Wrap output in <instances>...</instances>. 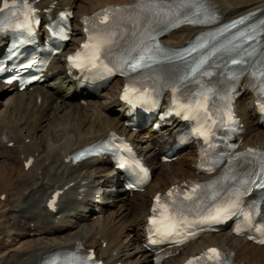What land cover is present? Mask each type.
Instances as JSON below:
<instances>
[{"label": "bare ground", "instance_id": "6f19581e", "mask_svg": "<svg viewBox=\"0 0 264 264\" xmlns=\"http://www.w3.org/2000/svg\"><path fill=\"white\" fill-rule=\"evenodd\" d=\"M105 2L108 1L41 0L40 5L43 9L54 5L74 10L77 32L71 43L74 48L79 44L81 17ZM210 2L223 22L252 12L264 17V0ZM109 28L122 33L123 28L133 30V25L124 20L110 24ZM201 31L204 29L182 27L164 43L184 46ZM51 70L59 74L33 90L18 92L0 84V98L7 97L5 104L0 100V105L5 107L0 115V204L9 202L0 214V235L11 242L8 246L0 244V264H43L53 252L73 248L77 243L95 248L108 264H154L153 255L144 248L151 198L196 176L195 147L191 146L177 161L164 163L162 156L182 125L160 133L150 131L144 139L134 136L137 150L154 172L148 190L134 195L123 188L120 174L112 170L110 158H94L78 165L68 162L72 151L112 131L129 133L124 125V110L118 106L122 83L117 81L106 93L91 95L84 102L73 93L75 82L66 76L60 57ZM239 111L246 128L242 148L264 147V130L256 122L252 95L245 94L240 99ZM63 117L65 126L56 122ZM129 136L133 137L130 133ZM11 143H14L12 147ZM30 159H34V164L28 169L26 163ZM58 190L64 194L55 212L49 201ZM98 207L104 212L101 217L96 213ZM126 238H130L128 242ZM17 244H21L22 250H12ZM217 245L235 251L239 264H264V247L235 238L231 231L205 236L164 264H182L202 248Z\"/></svg>", "mask_w": 264, "mask_h": 264}, {"label": "snow or ice", "instance_id": "6c2138e0", "mask_svg": "<svg viewBox=\"0 0 264 264\" xmlns=\"http://www.w3.org/2000/svg\"><path fill=\"white\" fill-rule=\"evenodd\" d=\"M15 4L16 0H12L11 7L14 8ZM9 8V0H3V8L0 11ZM23 8L29 9L28 0H23ZM29 10L31 11V9ZM11 14L14 15L15 13ZM110 14L114 15L116 20L131 21L133 25V38L127 42L126 46H122L117 52L114 48L117 43L115 39L117 33L110 31L108 28H103L90 35L89 43L83 45V48L86 50L84 53L78 52L75 56L67 57V59L77 68L102 70L97 73L101 78L105 75H111L115 71L129 76V83L132 87H126L123 95V98L129 100V103L133 102L132 99H129L130 93L135 94V99L146 98L148 88L144 87L141 91L140 88L135 86L145 77L153 79L155 83L161 84L163 87L171 88L174 92L178 91L190 78L196 77L197 73L210 77L212 72L208 69L213 67L215 62L209 65L208 68H205V65L217 53L227 56V62H230L232 65H245L248 62L246 57H252L257 52L262 42L261 37H264V21H260L258 24L251 25L247 29L233 34L222 42H217L219 37L231 32L232 29L237 28L239 25L245 24V18H241L239 21L226 25L218 32L198 37L187 49L177 51L161 47L158 36L164 31L179 27L181 24L195 26L216 22L218 17L214 5L211 4L210 0H173L172 3H164L163 0H140L139 3L130 8L106 9L99 22L101 24H108ZM27 19L28 17L25 15V23ZM61 39H67V37L62 36ZM194 52H200L199 57H193L189 60L188 57ZM180 61L184 62V71L175 78L165 80L161 76L164 66L173 65ZM260 71L261 75H264V62H261ZM201 87L204 90L195 94L200 99L189 100L186 104H181L178 107H200L204 110L206 118L211 120L212 117L208 112L206 102L212 89L204 88L203 85ZM177 114H180L179 111ZM184 119H188V117L185 115ZM212 123L215 124L216 121L213 120ZM236 123L237 121L232 117L230 109L220 119V126L226 128L227 133L236 131L234 127H230V125H235ZM194 131L206 143H209L210 147H216V144L210 141V137L215 135L211 127L201 126L194 129ZM220 139L227 140L230 139V136L226 134L220 137ZM106 147V145L102 146V149ZM226 147L234 148L235 145L227 144ZM254 153L255 150L249 149L247 153L239 154V156L246 157L254 155ZM235 158L233 157V159ZM119 167H128L132 171H136L138 168L139 172L137 175L139 176L140 173H143L140 181L144 182L147 179V170L139 162H135V168L128 165L126 161L121 162ZM208 170L211 171L212 169L209 168ZM239 184L243 188V191L236 189L231 193L230 198H222L217 201L207 209V215H202L197 211L199 219L189 220L185 215L184 205L181 203L174 209L175 215L169 214L166 219L159 222L153 218L152 223L157 225L155 230L165 235L174 234L179 236L183 234L184 229L190 228L194 224L203 223L208 220L217 221L223 218L225 214H239L244 217L245 222L251 224L254 217L259 215V209L255 202L248 209H244L241 196L250 194L254 188L264 189V153L254 155L253 169L246 173L243 178L239 179ZM198 189H203V191L197 194ZM171 195L172 193L170 192L169 196ZM218 195L219 190L214 189L212 185L201 186L196 184L192 185L191 194H185L184 198L195 203L196 201H201L202 196L216 201ZM260 199L264 200V197ZM156 200L159 202L160 198L156 197ZM189 210L191 211L192 209ZM237 231L239 232L240 229L238 228ZM192 234L195 235V233ZM259 242L264 243V240H260ZM205 255L209 260H214L215 264H228L227 256L217 249H209ZM90 259L91 257H81L73 254L70 257L63 258V260L59 257L53 258L46 261V264H89Z\"/></svg>", "mask_w": 264, "mask_h": 264}, {"label": "rangeland", "instance_id": "374dc122", "mask_svg": "<svg viewBox=\"0 0 264 264\" xmlns=\"http://www.w3.org/2000/svg\"><path fill=\"white\" fill-rule=\"evenodd\" d=\"M0 97H1V93H0ZM3 99V100H2ZM0 100H2L3 101V104H5L6 103V101H7V97H3V98H0ZM4 110H5V107H4V105H0V115H1V113H3L4 112ZM114 112V111H113ZM114 114H116V112H114ZM60 116H62V114H60ZM52 120H53V118H52ZM65 120V118L63 117V119L62 118H60V121H56V122H58L59 124H62V126H65V122H62V121H64ZM62 122V123H61ZM60 128V127H59ZM50 138V137H49ZM9 206V202H6V203H3V204H0V214L1 213H3L6 209H7V207ZM129 239L130 238H126V239H124V240H126L127 242L129 241ZM29 240H33V237H30V239ZM9 242V243H8ZM6 241V239L4 238V236L2 235H0V244L2 245V244H4V245H9V244H11V242L10 241ZM22 247H21V244H17V245H15L13 248H12V250H14V251H20V250H22L21 249ZM8 253V252H7Z\"/></svg>", "mask_w": 264, "mask_h": 264}]
</instances>
